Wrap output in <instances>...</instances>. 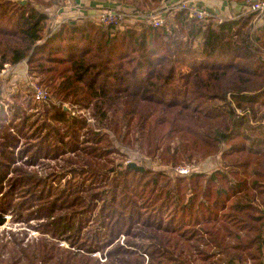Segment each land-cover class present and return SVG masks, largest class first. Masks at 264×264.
Wrapping results in <instances>:
<instances>
[{
	"label": "trees",
	"instance_id": "16d2710c",
	"mask_svg": "<svg viewBox=\"0 0 264 264\" xmlns=\"http://www.w3.org/2000/svg\"><path fill=\"white\" fill-rule=\"evenodd\" d=\"M121 1L147 11L164 0ZM56 2L0 0V70L26 62L55 99L24 104L13 95L0 106V225L31 206L28 217L49 224L36 242L0 239V264H145L143 254L146 264H264L257 12L205 21L182 10L140 31L89 18L54 28L39 5ZM84 109L98 127L74 114ZM115 142L158 154L169 170L114 163ZM216 155L211 172L176 173ZM45 160L64 161L49 180L25 170ZM51 181L61 182L56 194ZM121 234L136 239L131 248L116 245ZM112 245L104 263L91 254Z\"/></svg>",
	"mask_w": 264,
	"mask_h": 264
},
{
	"label": "rangeland",
	"instance_id": "374dc122",
	"mask_svg": "<svg viewBox=\"0 0 264 264\" xmlns=\"http://www.w3.org/2000/svg\"><path fill=\"white\" fill-rule=\"evenodd\" d=\"M55 1L57 2L54 3L52 7L50 8H46L47 6H44V5H39L40 9L42 11L48 12L49 15H53V14H56L57 9L67 5L66 0H55ZM115 1L122 2L121 0H115ZM241 2L243 3V5L240 6L241 8L240 12L237 13L236 17L245 15L250 12V10L247 8L248 6L246 5V0H243ZM72 3H75V0H72ZM126 5H130L133 7V5L131 4H126ZM147 11H151V10H147ZM78 18L79 17H73L72 19L73 21H77ZM254 19H255L254 23L256 24V26L254 27H258L259 25L261 26L262 24H264V12L262 13L257 12ZM205 23L207 22H204L203 24ZM122 26L123 27H118V28L134 27L140 31L143 29L145 25L144 23L138 24V23H135L134 21L132 22L125 21ZM21 67L24 68L22 64L21 65L17 64L14 66L7 64L2 70H0V106L4 107L5 109H8L11 103L16 102L14 98L15 95H18L21 97L19 102H22V103H24V99H28L37 105H41L51 100L55 101L51 91L45 87L50 93V97L48 101L36 102L33 98L32 86L30 84V81H33L39 85H42V84L39 83V79L32 78L29 75L23 74ZM64 106L68 108V111H71L67 103H65ZM76 111L77 112H74V114H77V115L81 114V115L86 116L88 121L92 124L93 127H98L96 125V120L92 116L90 110L84 109L81 111L80 110H76ZM238 112H241V110H238ZM259 124L264 125V120L262 122H259ZM115 147L120 151V153L112 154L114 163L116 164L123 163L124 165L126 164L128 165L129 162H136L138 165H142L145 168L149 167L154 170H164V171L169 170V166L164 165L161 157H159L158 154H156L154 157L148 156L144 153H141L139 150L127 148L125 146L120 145L117 142H115ZM67 157L69 156H66V158ZM63 162L64 161L45 160L42 162V164H39L36 166H28V165H24V166H25V170H27L28 172L32 171L33 173L34 171V175H36L38 178L49 180L51 178L49 177L50 176L49 174L53 170H56L55 168H59ZM18 165H23V164L19 163ZM183 165L192 166L191 169L194 171L211 172L220 166V155L209 157L199 164L193 162L192 164L183 163ZM111 171H113V168H111ZM61 181H62V184H66V178L62 179ZM50 183L51 184L49 185L48 190H50V192L54 194L56 190L52 189V186H57L61 182L54 184V181H51ZM26 195L27 194L25 193L22 194L23 197H25ZM28 200L29 198H26V201ZM37 208H38L37 206H31L30 209L29 208L22 209V207H19L9 212L8 215H6V220H7L6 223L4 225H0V239L6 241V240L13 239L14 236H18L19 238L24 237V242L27 243V242H36L40 239L41 236L49 237L48 234H44L42 232L43 230L47 231L46 229L49 226L47 219H43V218L37 219L32 216L28 217V211H36ZM57 240L62 246L70 247L69 243L66 240H62V239H57ZM128 241L129 243H131V242H135L136 239L133 238L132 236L121 234L120 237L116 241V245H122L124 247L131 248L132 246H129ZM144 243L146 242H140V245H143ZM113 248L114 246L112 245L109 248H105L104 251L92 252L91 254L97 257L101 263H104L107 260V252ZM143 257H144L145 264L148 263V256L143 254Z\"/></svg>",
	"mask_w": 264,
	"mask_h": 264
},
{
	"label": "built area",
	"instance_id": "2783aa9c",
	"mask_svg": "<svg viewBox=\"0 0 264 264\" xmlns=\"http://www.w3.org/2000/svg\"><path fill=\"white\" fill-rule=\"evenodd\" d=\"M66 4V6L61 7L59 10L65 14V17L61 18V23L70 20L73 17H82L92 19L103 26H112L117 28L123 27L122 25L125 21H134L138 24L145 23L153 27H160L168 21L170 15L182 10L187 11L191 17H196L205 21L209 20L210 17L214 15L213 12L207 8L198 6L196 3L187 0L171 5H163L159 9L151 11L136 10L135 7L122 9L105 7L99 4H91L89 5L90 9H88V12L82 16L79 14L69 15L70 12H73L72 8L74 3H72V0H68V2L66 0ZM246 5L250 11L260 13L264 12V0H246ZM58 25L53 26L56 28ZM30 84L32 86L33 98L36 102L48 101L50 93L45 87L33 81H30ZM191 168L192 166L190 165L178 166L176 168V173L179 175H188L193 171Z\"/></svg>",
	"mask_w": 264,
	"mask_h": 264
},
{
	"label": "crops",
	"instance_id": "0c3cea01",
	"mask_svg": "<svg viewBox=\"0 0 264 264\" xmlns=\"http://www.w3.org/2000/svg\"><path fill=\"white\" fill-rule=\"evenodd\" d=\"M180 1H185V0H164L162 2L163 3L162 6L171 5L174 3H178ZM187 1L194 2L198 6L207 8L208 10L212 11L213 14H215L217 17H220V18H224V17L236 18L237 13L240 12V9H241L240 6L243 5L242 2H231L230 3V1L228 0H187ZM91 4L92 5L99 4V5L110 7V8H122V9L133 8L130 5L122 4L121 2L115 1V0H102V1L101 0H97V1L95 0L94 1L75 0V3L72 8L73 12H70L69 15L79 14L80 16H82L86 14V12H88V9H90L89 5ZM59 10L60 8L56 10V14L50 15V17L52 18L53 25H58V24L60 25L61 23L60 21L62 20L61 18L65 17V14ZM71 20L73 21V19ZM82 20L83 18L79 17L77 21L81 22ZM21 64L24 66V68L21 67L22 73L25 75H28L26 62L24 63L22 62L20 63V65Z\"/></svg>",
	"mask_w": 264,
	"mask_h": 264
},
{
	"label": "water",
	"instance_id": "95a60500",
	"mask_svg": "<svg viewBox=\"0 0 264 264\" xmlns=\"http://www.w3.org/2000/svg\"><path fill=\"white\" fill-rule=\"evenodd\" d=\"M18 2H19L20 4H22V5L27 4V0H18ZM82 21H83V20H82ZM82 21H81V22H82ZM73 22H76V21H73ZM65 109L68 110L67 107H65ZM128 166H130V167H132V168H134V169H136V170H140V171H144V170L146 169L144 166H142V165H138L136 162H129V163H128Z\"/></svg>",
	"mask_w": 264,
	"mask_h": 264
}]
</instances>
